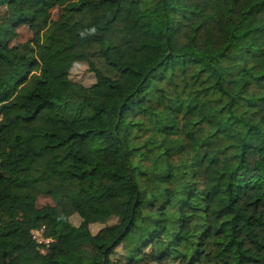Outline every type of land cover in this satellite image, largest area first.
Returning <instances> with one entry per match:
<instances>
[{
  "label": "trees",
  "instance_id": "obj_1",
  "mask_svg": "<svg viewBox=\"0 0 264 264\" xmlns=\"http://www.w3.org/2000/svg\"><path fill=\"white\" fill-rule=\"evenodd\" d=\"M2 7L0 264H264V0Z\"/></svg>",
  "mask_w": 264,
  "mask_h": 264
},
{
  "label": "rangeland",
  "instance_id": "obj_2",
  "mask_svg": "<svg viewBox=\"0 0 264 264\" xmlns=\"http://www.w3.org/2000/svg\"><path fill=\"white\" fill-rule=\"evenodd\" d=\"M62 12L61 7H54L52 9V15L54 18H57L59 14ZM8 17L7 8L2 7L0 9V19L5 20ZM33 36L32 30L27 25H22L19 27V36L18 41L25 42L29 39H31ZM72 77L86 85L92 84L95 81V74L94 72L89 68V65L87 63H78L75 65V67L72 70ZM45 204H55V201L52 199L51 196L41 194L38 198V205L43 206ZM72 220L74 223H79L80 218L78 215H73ZM102 225L96 224L93 226V230L97 231ZM36 237L39 241H49V238H44L42 231L36 233ZM12 259L17 261L18 256L13 254Z\"/></svg>",
  "mask_w": 264,
  "mask_h": 264
},
{
  "label": "built area",
  "instance_id": "obj_3",
  "mask_svg": "<svg viewBox=\"0 0 264 264\" xmlns=\"http://www.w3.org/2000/svg\"><path fill=\"white\" fill-rule=\"evenodd\" d=\"M38 232H39L38 230H35V231H34L35 235H36V233H38Z\"/></svg>",
  "mask_w": 264,
  "mask_h": 264
}]
</instances>
